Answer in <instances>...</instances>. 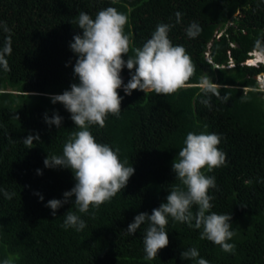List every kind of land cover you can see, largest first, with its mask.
I'll list each match as a JSON object with an SVG mask.
<instances>
[{"label":"trees","instance_id":"obj_1","mask_svg":"<svg viewBox=\"0 0 264 264\" xmlns=\"http://www.w3.org/2000/svg\"><path fill=\"white\" fill-rule=\"evenodd\" d=\"M108 7L128 17L129 56L165 23L173 25L169 38L186 49L195 72L172 95L118 90L120 115L109 114L105 127L89 130L98 143L119 149L134 175L99 209L79 213L73 196L53 216L48 201L63 200L76 180L71 169L47 168L44 160L63 155L65 143L80 129L51 96L79 83L78 55L70 48L73 37L83 34L75 24L79 12L95 18ZM193 22L201 32L189 38L186 29ZM257 39H264V0H0V49L6 41L12 49L5 56L9 70L0 66V188L16 193L8 200L0 192V264L10 254L15 264H196L181 258L192 247L200 253L197 259L209 264H264V89L256 78L264 63L245 62ZM131 75L125 67V84ZM205 82L217 84L220 96L205 94ZM205 99L210 107L201 103ZM57 113L63 118L59 128L45 120ZM189 132L222 137L218 147L227 154L226 164L204 171L217 184L209 192L211 211L232 214L235 236L228 242L235 251L201 240L202 228L194 222L190 227L169 217V245L146 260L147 224L135 235L126 230L136 215H151L166 203L168 190L180 184L172 165ZM29 135L39 137L32 148L24 143ZM69 210L86 222L83 230L62 227Z\"/></svg>","mask_w":264,"mask_h":264},{"label":"clouds","instance_id":"obj_2","mask_svg":"<svg viewBox=\"0 0 264 264\" xmlns=\"http://www.w3.org/2000/svg\"><path fill=\"white\" fill-rule=\"evenodd\" d=\"M177 22L181 13L177 12ZM128 17L114 7L99 11L95 18L86 12H79L76 26L83 30L77 34L70 43L71 50L78 55L74 66V73L79 78V83H73L70 90L63 94L52 95V103H62L71 113V119L80 130L73 133L63 147V155H52L44 160L47 168H69L74 173L75 186L65 192L64 199H52L46 207L51 208L52 215L64 204L75 197L74 205L79 213L88 214L91 208L99 209L106 202H110L117 193L123 190L130 178L135 173L133 166H126V161L121 162L119 149L113 150L108 144L98 143L89 130L90 126L105 127L109 114L119 116L121 112L122 97L119 89L124 88L127 95L134 90L145 93L172 95L184 88L195 72L190 55L182 45H173L169 32L173 25L158 24L150 39L142 47L134 49V56H129L132 41L125 33ZM7 31V29H5ZM201 32L200 26L193 22L186 29L189 38H196ZM10 41H6L0 49V66L5 71L9 70L6 54H11ZM264 55V39L255 41V50L245 62L254 65L264 60L252 62L256 53ZM125 56L128 58L125 60ZM132 72L131 79L124 83L121 72L124 68ZM258 76V77H257ZM264 78V71L256 74L259 81ZM262 87H264V82ZM264 89V88H262ZM205 94L212 93L220 96L218 85L205 82ZM227 101V96L223 97ZM201 103L210 107V100ZM46 122L51 125L61 126L63 118L57 113L49 118L45 115ZM221 135L216 133L189 132L184 141L185 146L179 150L173 162L172 169L176 173L179 185H173L167 196V202L153 209L151 215L140 213L129 224L127 233L135 235L141 225L147 224L144 229L145 259L153 260L158 252L166 248L170 241L165 230L169 217L174 221L187 223L190 227L201 229L200 239L211 241L222 247L223 251L234 253L235 244L229 243L235 236L232 230V214H217L211 211L214 197L209 194L211 189L217 187L214 176L205 174L213 169L222 167L227 162V154L218 146ZM38 136L29 135L24 139L28 148ZM42 174L41 170H37ZM180 185H183L181 187ZM3 196L11 200L16 193L0 188ZM36 195H40L36 193ZM41 201L44 197L40 195ZM196 207L195 214L192 209ZM95 218V212L91 213ZM63 228L83 230L86 222L77 214L69 210L65 215ZM199 251L189 248L181 252L183 260H193L196 264H209L204 258H199ZM16 257L9 255L2 264H15Z\"/></svg>","mask_w":264,"mask_h":264},{"label":"bare ground","instance_id":"obj_3","mask_svg":"<svg viewBox=\"0 0 264 264\" xmlns=\"http://www.w3.org/2000/svg\"><path fill=\"white\" fill-rule=\"evenodd\" d=\"M256 59L259 60V59H263L264 60V55H262L260 52H257L256 53Z\"/></svg>","mask_w":264,"mask_h":264},{"label":"rangeland","instance_id":"obj_4","mask_svg":"<svg viewBox=\"0 0 264 264\" xmlns=\"http://www.w3.org/2000/svg\"><path fill=\"white\" fill-rule=\"evenodd\" d=\"M222 28H224V26H223ZM257 77H258V76H257ZM261 79H262V80L260 81V88L262 89V88H264V87H262L263 82H264V78L261 77Z\"/></svg>","mask_w":264,"mask_h":264},{"label":"water","instance_id":"obj_5","mask_svg":"<svg viewBox=\"0 0 264 264\" xmlns=\"http://www.w3.org/2000/svg\"><path fill=\"white\" fill-rule=\"evenodd\" d=\"M231 64H233V63H231ZM214 65H217L216 63H214Z\"/></svg>","mask_w":264,"mask_h":264}]
</instances>
